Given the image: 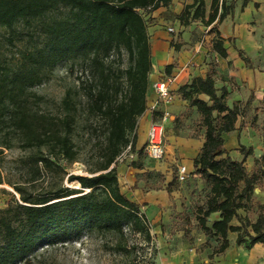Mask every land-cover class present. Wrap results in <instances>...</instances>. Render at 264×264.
I'll list each match as a JSON object with an SVG mask.
<instances>
[{
  "label": "trees",
  "instance_id": "1",
  "mask_svg": "<svg viewBox=\"0 0 264 264\" xmlns=\"http://www.w3.org/2000/svg\"><path fill=\"white\" fill-rule=\"evenodd\" d=\"M171 2L0 0V154L14 146L37 149L30 156L33 180L42 174V168L57 175L64 172L61 159L81 161V149L75 140L78 111L73 98L68 93L63 99L67 110L64 116L52 115L40 109L43 97L35 90L65 62L71 61L72 71L81 72L87 113L93 119L89 131L91 153L83 159L90 174L68 177L79 182L80 188L54 183L47 192L32 194L16 186L21 194L16 210L12 213L9 207L0 215V264L27 259L43 238H56L73 225L121 236L129 228L148 241L152 239L142 205L121 189L118 161L128 146L140 155L146 149L140 126L148 112L153 63L148 24L141 11L151 12ZM220 7L224 8L221 13ZM225 17L224 1L212 0L208 14L206 0H194L179 18L183 25L201 20L213 29L214 23ZM218 34L213 51L228 58L225 38ZM172 45L180 49L178 43ZM124 53L129 64L117 67L116 58ZM240 55L249 62L243 51ZM174 67L176 62L168 64L166 74L173 75ZM217 74V64L212 62L206 76L195 77L178 90L183 100L197 108L205 127L204 142L194 164L195 172L208 182L209 193L204 206L197 209L196 220L210 238L206 245H211L212 238L218 241L211 259L230 247V232H236L237 243L247 248L264 244V203L254 202L256 188L264 184V153L256 159L257 167L251 173L245 163L253 147L240 145L242 160L233 159L227 150L224 134L236 130L243 110L239 104L229 105L230 91L227 86L221 90L217 87ZM203 94L209 99L202 98ZM158 117L155 112L154 118ZM174 180L178 177L170 182L169 192ZM251 211L257 215L255 220L247 214ZM214 214L218 217L213 218ZM234 219L240 224L234 225ZM183 230L190 233L188 227Z\"/></svg>",
  "mask_w": 264,
  "mask_h": 264
},
{
  "label": "rangeland",
  "instance_id": "2",
  "mask_svg": "<svg viewBox=\"0 0 264 264\" xmlns=\"http://www.w3.org/2000/svg\"><path fill=\"white\" fill-rule=\"evenodd\" d=\"M225 2L226 17L221 22H215V28L205 25L201 20H195L187 25H183L180 15L188 4L194 0H178L179 10L170 9L167 13L170 16L167 23L162 26L167 30L172 26L175 31L169 32V39L173 44L178 43L180 50L196 51L200 49L205 53L204 64L215 62L218 65L217 53L213 51V40L219 36L218 32L225 38V46L229 50L233 61L228 63L229 67L236 60L242 61L246 68L254 72V89L258 95L250 91L247 86H243L235 76L230 74H220L217 76V87L221 90L223 86L231 88L228 102L231 106L239 104L242 107L243 115L240 116L237 125L240 131L237 137L227 138L226 147L231 148L230 155L233 159L242 160L240 145L253 147L254 152L246 160L248 170L253 173L257 167L256 159L264 153V0H221ZM210 0H206L207 12L211 11ZM181 9V10H180ZM220 7V13L223 11ZM195 8L193 9V11ZM147 20L148 27L152 23L147 11H141ZM19 46L23 44L17 42ZM16 50V48H15ZM248 57L249 62L241 57L240 52ZM11 55V54H10ZM11 57V56H10ZM129 64L128 56L124 53L122 58H116L115 65L125 68ZM71 61L59 65L52 78L37 86L35 90L43 97L40 109L52 115L64 116L67 112L63 99L69 93L77 105L78 123L75 140L81 149V161L69 163L66 159H61L60 163L64 168L59 175L53 174L46 169H41L42 174L35 180L30 171V156L37 152V149H24L19 146L5 148L0 154V215L4 209L11 207L12 213L16 210L17 201H20L21 194L16 190V186L25 187L28 193L39 194L47 192L52 184L58 183L73 188H80L77 181H69L71 174L87 175L88 166L83 159L90 155L91 144L89 142V131L92 118L87 113V99L84 95L79 76L80 71H72ZM146 121V120H145ZM141 122V136L146 139L149 124ZM165 144H174L172 138L165 135ZM199 143V142H198ZM147 145V142H146ZM233 147V148H232ZM123 161L132 163V158L127 149L123 152ZM143 163L146 166L156 167L163 164L164 172L158 170H147L146 173H139L138 180L145 177L146 186H141L137 182L130 188H123L124 193L140 197V189L152 188L155 190H168L170 182L173 181L172 193L166 203L146 206L142 204V212L148 216L151 228L152 239L148 241L144 235L135 234L126 228L124 236L114 233L102 234L97 231H89L82 225H73L69 230L61 231L56 238H43L25 260H20L13 264H215L216 260L210 259L209 254H203L209 245L200 243L198 238L201 230L197 229L196 212L198 207H203L209 193V184L204 179L201 182L182 181L179 179L180 161L170 162L167 153L160 160L151 159L146 151L142 155ZM184 165L189 168L193 166L192 160L186 159ZM168 167L166 170L165 167ZM42 167V165H41ZM168 172L170 179L167 178ZM141 183V181H140ZM201 184V185H200ZM258 187L254 193V202L264 203V184ZM138 189V191H137ZM175 191V192H174ZM254 206V204H252ZM148 207V208H146ZM161 207V208H157ZM162 207H168L163 210ZM149 210V211H148ZM147 211V212H146ZM166 212L173 221L182 223L184 228L188 226L190 233L185 230H178V226H168L163 224V220L153 225L150 222L154 216H164ZM241 214L246 212L241 210ZM252 220L257 215L255 212H247ZM190 219V223L186 221ZM210 221V220H209ZM16 225L19 222H15ZM1 237V235H0ZM215 245V238L211 240ZM122 247V249L118 248ZM120 249V250H119ZM259 253V251L257 252ZM224 264V262H222Z\"/></svg>",
  "mask_w": 264,
  "mask_h": 264
},
{
  "label": "crops",
  "instance_id": "3",
  "mask_svg": "<svg viewBox=\"0 0 264 264\" xmlns=\"http://www.w3.org/2000/svg\"><path fill=\"white\" fill-rule=\"evenodd\" d=\"M211 1L212 0H210V2ZM177 3L178 0H172L169 6H162L157 10L147 12L148 17H150L152 20V23L148 27V32L150 34V38L152 42V63H153L152 70L150 73L151 84L147 98H148V105L154 103V101L157 99V95L152 88L153 82L158 80L159 78L166 76L167 74L165 72V67L168 64L176 62V67H174L173 69V75L176 76V80L172 85L174 99L169 103H161L159 107L160 111H158L157 114L159 115V117H162L165 111H168L170 113V116L165 121V135L167 136V138H172L175 141L174 144H171L170 142H167V144H165L167 157L170 158L171 160L170 162L173 163L180 161V163L184 165V161L186 159L192 160L193 166L190 172H189V168L185 165L187 168V172L189 174V177L186 180V182L188 181L201 182V180L204 179L200 174L195 172L196 166L194 164V159L200 153V149L203 145L205 127L202 124V118L197 108L191 106L188 101L183 100L180 97L178 90L180 86L186 83H190L193 78L198 76H206L209 67L208 65L204 64L205 61L204 51H201L200 49L196 51H186L184 48H182L181 50L180 49L176 50L175 47L172 45L171 40L169 39V32L162 26L164 23H167V20L170 17L167 13L170 9L174 8L176 11L179 10V6ZM217 61L218 63H220V65L217 66L218 77L220 76V74H230L231 76H235L237 80L243 86H247L251 92L253 91L255 95L259 94L254 89L255 76L253 70L250 68H246L245 64L242 63V61L236 60L234 63H237V66L240 67H235V65L232 64L231 68L229 67L228 63H223V62L233 61L231 55H229L228 58H223L222 56L217 55ZM217 76H216V84L218 81ZM229 91L230 92L232 91L231 88H229ZM201 97L206 100L209 99V97L205 94L201 95ZM142 120L143 122L146 120L145 123L147 122L150 126V122H151L150 113L147 112L142 117ZM239 134L240 131L238 129V125H236V130L229 133H225L224 134L225 146L227 144V138H229L230 136L232 138L235 137L237 143V137L239 136ZM146 140H147V135H146ZM226 148L229 152H231V148L230 149L228 147ZM131 155L132 156H130V158H132L133 161L130 164L125 163L123 160L118 161L119 181L121 185H124L123 188L125 190H127L126 188H130L134 186L137 182L139 183V185L143 187L146 186L145 177L142 180H140L141 183L138 180L139 173H146L147 170H158V171L161 170L164 172L163 164L157 165L156 167H152L151 169L150 167L146 166V164L143 163L144 160L142 158L143 156L140 155L138 150L133 151ZM136 164L142 166H137ZM165 169L167 170L168 167L166 166ZM170 173L171 172L167 173L168 174L167 178L169 180H171ZM139 191L141 193L140 197L136 196L137 194L136 192L132 193L133 196L136 197V199L135 198L132 199L131 195L129 196V194L127 193L126 194L132 200L136 201L141 205L143 204L146 206L159 205L161 204V202L163 204L166 203V201H168L170 193L173 192V191L169 192L168 190L167 191L155 190L152 188H147L146 190L141 188ZM157 208L159 209L161 207H157ZM162 208L163 210L167 208L168 211H170L168 207H162ZM168 213L169 212H166L164 216H160V217L154 216L152 219H150V222L153 225V227L154 224H157V222L163 220V224L174 227L178 226V230L179 229L183 230L184 227L183 224L177 223L178 221H173L171 219V216L170 215L168 216ZM216 217H218V214L213 215V218ZM212 223L213 220L210 219L209 225H211ZM232 223L234 225L240 224L238 219H234ZM197 229L200 228L196 227V230ZM237 237L238 234L236 232L229 233L230 247L223 254L216 255L214 257V259L216 260L215 264H222V262H224V264H264V244L257 243L252 248H247L245 244L240 245L237 243ZM198 240H201L199 241L201 244L204 242L206 244V242L210 240V238L206 234H204L201 230V236L198 238ZM216 242L217 243H215V245H212L211 243V245L208 246V249L207 250L205 249L203 254H209V258H210V255L213 253L214 247L218 245L217 240ZM258 251L259 253H257Z\"/></svg>",
  "mask_w": 264,
  "mask_h": 264
},
{
  "label": "built area",
  "instance_id": "4",
  "mask_svg": "<svg viewBox=\"0 0 264 264\" xmlns=\"http://www.w3.org/2000/svg\"><path fill=\"white\" fill-rule=\"evenodd\" d=\"M169 32H174L175 29L172 26L167 28ZM176 80L175 75H166L158 80L154 81L152 88L157 95V99L149 105L148 112L151 115V122L147 134V145L146 153L151 159L160 160L165 156L166 147H165V121L170 116L168 111H165L162 117L154 118L155 112L160 111L159 107L161 103H169L174 99V94L172 90V85ZM128 154L132 156V148L128 146ZM125 154L119 157V160H123ZM189 174L185 165L179 166V179L182 181L187 180Z\"/></svg>",
  "mask_w": 264,
  "mask_h": 264
}]
</instances>
